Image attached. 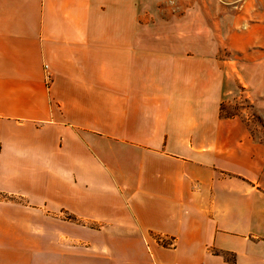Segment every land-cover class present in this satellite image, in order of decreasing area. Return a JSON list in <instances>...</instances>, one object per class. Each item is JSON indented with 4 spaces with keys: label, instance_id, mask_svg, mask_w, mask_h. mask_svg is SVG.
Wrapping results in <instances>:
<instances>
[{
    "label": "crops",
    "instance_id": "0c3cea01",
    "mask_svg": "<svg viewBox=\"0 0 264 264\" xmlns=\"http://www.w3.org/2000/svg\"><path fill=\"white\" fill-rule=\"evenodd\" d=\"M224 3L0 0V264H264V131L224 112L264 128V0Z\"/></svg>",
    "mask_w": 264,
    "mask_h": 264
},
{
    "label": "rangeland",
    "instance_id": "374dc122",
    "mask_svg": "<svg viewBox=\"0 0 264 264\" xmlns=\"http://www.w3.org/2000/svg\"><path fill=\"white\" fill-rule=\"evenodd\" d=\"M154 2L168 4L172 9L171 11L168 9L169 13L167 14H178V12L183 14L187 13V18L197 19L199 22L202 21L204 25L210 23L212 20V11L215 12L216 10H219V13L221 14L222 7L225 5V0H154ZM182 8H185V10ZM236 93L237 96H235L232 100L233 103H231L232 107H226L224 112H226V114L229 112L237 113L242 116L248 115L252 117L250 125L252 126L253 131H264V128L261 126L263 123L259 121L258 113L252 108L244 90L240 87L236 88ZM260 120L264 121L263 118Z\"/></svg>",
    "mask_w": 264,
    "mask_h": 264
}]
</instances>
